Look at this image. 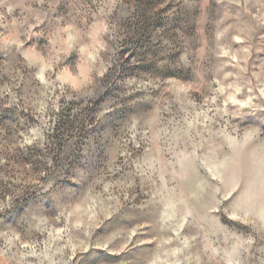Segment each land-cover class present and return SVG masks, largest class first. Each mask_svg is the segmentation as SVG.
I'll use <instances>...</instances> for the list:
<instances>
[{
  "label": "rangeland",
  "instance_id": "obj_1",
  "mask_svg": "<svg viewBox=\"0 0 264 264\" xmlns=\"http://www.w3.org/2000/svg\"><path fill=\"white\" fill-rule=\"evenodd\" d=\"M0 264H264V0H0Z\"/></svg>",
  "mask_w": 264,
  "mask_h": 264
}]
</instances>
